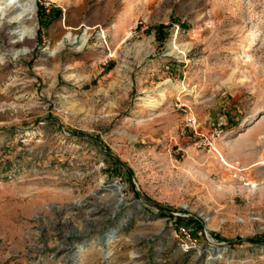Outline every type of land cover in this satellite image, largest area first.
<instances>
[{"label": "rangeland", "instance_id": "obj_1", "mask_svg": "<svg viewBox=\"0 0 264 264\" xmlns=\"http://www.w3.org/2000/svg\"><path fill=\"white\" fill-rule=\"evenodd\" d=\"M262 159L264 0H0V264H264Z\"/></svg>", "mask_w": 264, "mask_h": 264}, {"label": "built area", "instance_id": "obj_2", "mask_svg": "<svg viewBox=\"0 0 264 264\" xmlns=\"http://www.w3.org/2000/svg\"><path fill=\"white\" fill-rule=\"evenodd\" d=\"M183 127L187 130H193V131L196 130L197 120L196 117L191 112H187L185 114L183 120ZM173 233H174V237L178 240L181 247H184L187 250L191 246L190 231L186 226L177 225Z\"/></svg>", "mask_w": 264, "mask_h": 264}, {"label": "bare ground", "instance_id": "obj_3", "mask_svg": "<svg viewBox=\"0 0 264 264\" xmlns=\"http://www.w3.org/2000/svg\"><path fill=\"white\" fill-rule=\"evenodd\" d=\"M29 1H26L23 5V12H27L28 14L32 15L33 16V13H34V9H33V6H31L29 3ZM21 17V16H20ZM14 19V17H13ZM14 21V20H13ZM17 21V20H16ZM21 32L23 33V35L25 36L24 37V40L22 41V45L25 46L23 47L24 49V53H28L29 52V48L32 46V43L34 41V33H33V30L32 28L30 27H27V28H22L21 29ZM70 38V34H66L65 36V39L68 40ZM162 97V96H161ZM262 166L264 165V159H262L260 162H259V166ZM110 188L112 189V191L114 190H119V187L117 185L115 186H110ZM120 191V190H119ZM115 192V191H114ZM118 193V192H117ZM122 201V200H121Z\"/></svg>", "mask_w": 264, "mask_h": 264}, {"label": "water", "instance_id": "obj_4", "mask_svg": "<svg viewBox=\"0 0 264 264\" xmlns=\"http://www.w3.org/2000/svg\"><path fill=\"white\" fill-rule=\"evenodd\" d=\"M110 227V226H109ZM109 234V235H108ZM108 234H106V235H104V236H102V242H104V241H107V240H104V238L106 237L108 240H112L114 237V234H115V232L111 229V228H109L108 229ZM106 251H103V254H104V256H106Z\"/></svg>", "mask_w": 264, "mask_h": 264}, {"label": "trees", "instance_id": "obj_5", "mask_svg": "<svg viewBox=\"0 0 264 264\" xmlns=\"http://www.w3.org/2000/svg\"><path fill=\"white\" fill-rule=\"evenodd\" d=\"M160 28H161V27H159V29H160ZM95 142H96V141H95ZM96 143H97V142H96ZM255 243H259V242L256 241Z\"/></svg>", "mask_w": 264, "mask_h": 264}]
</instances>
